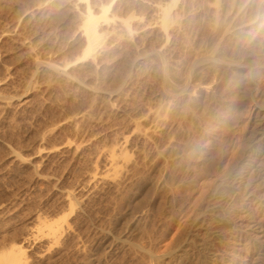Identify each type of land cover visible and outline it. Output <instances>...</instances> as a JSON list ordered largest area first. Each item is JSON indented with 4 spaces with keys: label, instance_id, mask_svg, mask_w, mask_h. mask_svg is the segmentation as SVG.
<instances>
[{
    "label": "rangeland",
    "instance_id": "374dc122",
    "mask_svg": "<svg viewBox=\"0 0 264 264\" xmlns=\"http://www.w3.org/2000/svg\"><path fill=\"white\" fill-rule=\"evenodd\" d=\"M90 5L96 14L110 7L109 22L101 21L96 59H82L83 1L0 0V264L3 253L19 248V264H148L147 254L119 239L175 264L178 231L193 236L197 221H210L199 210L200 186L214 174L196 177L190 153L168 176L135 147L142 142L136 122L149 128L150 116L163 120L167 81L157 50L175 63L186 59L175 72L179 83L200 79L210 66L204 82L216 98L207 99L209 112L221 113L225 141L244 119L255 121L246 72L213 59L224 51L264 83V0ZM164 8L181 21L168 42L159 24ZM129 19L132 35L121 25Z\"/></svg>",
    "mask_w": 264,
    "mask_h": 264
},
{
    "label": "bare ground",
    "instance_id": "6f19581e",
    "mask_svg": "<svg viewBox=\"0 0 264 264\" xmlns=\"http://www.w3.org/2000/svg\"><path fill=\"white\" fill-rule=\"evenodd\" d=\"M80 1L86 4L82 18L86 46L82 59L93 58L104 38L101 25L109 22L110 7L96 14L90 0ZM179 17V13L172 14L169 8L160 11L159 24L166 42L173 39V24L177 22L180 25ZM132 22L129 19L121 23L130 35L134 31ZM227 40H224L223 47L228 44ZM155 57L167 81L163 120H160L161 114L150 116L149 128H142V124L136 122L135 129L142 142L141 146L136 143L135 147H142L146 151L145 157L154 162L157 171L166 172L168 176L181 170L190 153L194 161L192 172L196 177L202 181L209 173L215 175L210 183L203 182L200 186L199 210L203 212V219L210 221H197L200 226L193 236L186 237L184 229L178 231L175 242L183 240L178 251L171 254H176L175 264H264L263 81L254 79L249 64L229 59L224 51H221L219 59H213L228 70L246 72V86L257 108L254 123L248 125L244 119L225 141L227 129L221 113L213 117L209 112L207 99L216 98L214 88L204 82L210 66L201 70L198 74L200 79L196 76L179 83L175 72L186 64V59L175 63L161 50L156 51ZM212 67H216L215 64ZM213 71L210 75L215 79L219 76L218 68H213ZM228 89L229 85L224 91ZM256 92L261 94L260 101L255 98ZM200 103L204 104L202 110ZM207 189L211 190L210 195ZM217 219L224 221L214 228L212 225ZM119 240L120 245L128 246L142 257L147 254L148 264L165 263V255H154L143 245L128 239ZM20 253L21 248L3 253L1 264H19Z\"/></svg>",
    "mask_w": 264,
    "mask_h": 264
}]
</instances>
